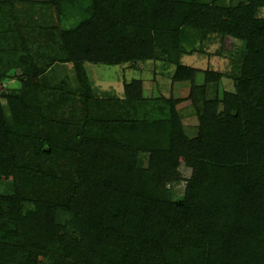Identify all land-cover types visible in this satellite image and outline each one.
Here are the masks:
<instances>
[{
	"label": "trees",
	"instance_id": "obj_1",
	"mask_svg": "<svg viewBox=\"0 0 264 264\" xmlns=\"http://www.w3.org/2000/svg\"><path fill=\"white\" fill-rule=\"evenodd\" d=\"M83 1H45L61 16L77 6L80 17L37 32L60 43L75 94L93 98L85 63L149 60L172 66L171 82L189 91L158 105L139 79L125 82L124 99L143 103L142 113L158 106L156 116L89 119L69 134L43 112L35 80L50 65L38 67L28 46L37 29L20 23L17 0H0V184L10 189L0 193V264H264V0ZM211 37L239 41L243 55L233 90L213 97L222 74L181 62ZM183 101L197 120L193 137Z\"/></svg>",
	"mask_w": 264,
	"mask_h": 264
},
{
	"label": "rangeland",
	"instance_id": "obj_2",
	"mask_svg": "<svg viewBox=\"0 0 264 264\" xmlns=\"http://www.w3.org/2000/svg\"><path fill=\"white\" fill-rule=\"evenodd\" d=\"M47 0H17L15 7L20 15V23H30L34 29L46 28L48 25H55V28H66L76 23L79 19L77 6L71 11L67 8L62 16L56 13L53 6L45 4ZM87 0H84V5ZM73 15H75L73 17ZM259 16L264 17V8L260 9ZM78 18V19H77ZM36 25L37 27H33ZM28 35V46L32 52L35 64L47 70L36 78V83L41 88L39 98L44 107V114H49L53 120H63L68 127L69 134L79 133L89 125V119L106 120L115 119L117 116L124 117H154L157 115L159 107L152 109L145 107L143 103L136 105L130 100L124 99L123 85L134 79L142 82V94L150 102L161 103L163 96L184 98L189 91L188 82L172 83L170 78L172 66L161 60H149L136 64L104 65L85 63L88 81L91 86L93 98L84 101L79 93L75 94L77 83L74 75L72 63L59 62L58 54L60 43L58 40H48L37 31ZM38 35V36H37ZM51 48L53 50H51ZM193 52L184 54L181 57L183 64L193 66L199 70L210 69L219 71L222 79L218 84H210L208 96L213 97L216 92L233 90L234 65L239 64L243 55L241 43L232 39L220 40L219 37H211L209 40H199L194 43ZM43 52H40L44 50ZM49 49V51L47 50ZM51 50V51H50ZM58 50V51H57ZM39 51V52H37ZM20 69H15V76L21 74ZM203 74L197 75V81L202 82ZM10 88L16 89L19 93L21 81L13 77ZM4 91L8 92L7 84L0 85ZM13 89H9L10 91ZM217 93V94H218ZM8 120L12 118L5 99L1 100ZM162 105V104H160ZM178 114L183 121L184 130L188 137L196 134L197 120L192 106L187 101H183L177 106ZM88 119V120H87ZM142 165L146 164V155H142ZM7 182L0 184V193L8 192ZM173 197H180L183 192V183L172 188Z\"/></svg>",
	"mask_w": 264,
	"mask_h": 264
}]
</instances>
